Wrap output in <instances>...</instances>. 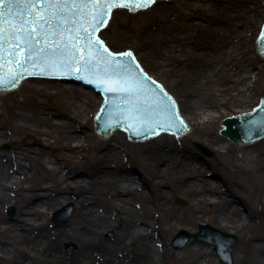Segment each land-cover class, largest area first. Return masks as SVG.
I'll return each mask as SVG.
<instances>
[{
    "label": "bare ground",
    "instance_id": "bare-ground-1",
    "mask_svg": "<svg viewBox=\"0 0 264 264\" xmlns=\"http://www.w3.org/2000/svg\"><path fill=\"white\" fill-rule=\"evenodd\" d=\"M167 1L156 0L154 5L158 15L157 21L160 23H165L172 15ZM261 1L264 3V0ZM243 4L245 3L236 2L229 5L234 11L244 13L245 16L236 15L237 18L229 19L227 25H246L252 14L250 13L248 17L247 7ZM211 9L212 7L203 4L194 7L193 11H188L189 15H201L203 20L195 22L192 20L193 17H188L191 18L190 23L185 27L171 25L168 27L171 32L167 35L163 33V27L146 30L143 45L146 51L150 52V56L156 58L159 56L161 60L157 59V61L168 66L179 80L186 83V91L190 97H193L195 92L202 91L204 85H211L208 87L205 101L209 107L221 113L220 105L226 102L220 95L229 94L230 98L241 95L246 99L250 96L246 92L253 86L251 82H256L258 78L255 79L256 75L253 74V63L245 57L246 51L237 48L232 40L231 31L228 34L226 31H221L219 21L213 16ZM263 21L264 7L261 25ZM218 33L223 36H218ZM153 46L157 49H152ZM200 61H205L206 64L203 65ZM257 74L260 76L262 72L259 71ZM34 80L49 84L46 79ZM246 80L251 82H244L243 86H239ZM36 94V98L31 99L32 107L23 106L12 110L14 122H0V128L6 127L18 133L14 139V148L6 151L1 146L4 141L3 136L9 132L0 129V204L3 205L0 207V263L164 264L166 243L161 236L164 231L162 220L155 221L153 217L154 211L161 210L168 211L172 216L166 192L158 187L159 192L153 198L154 207H151L145 189L147 187L145 180L129 169L112 167L116 160L119 162L122 160L119 159L117 148L111 143L106 146L105 151L97 154L95 165L87 170L77 173L70 166L63 167L58 160L63 155L60 149L70 151L71 154H66V159L73 156L74 146L82 145L73 146L72 142L79 139L82 133L67 120L61 119L53 123L55 111L39 106L41 103L37 97L50 94L63 98L67 94L68 100L61 102L63 107H70L69 105L77 107L80 104L84 106L89 101L90 93L74 84H67L64 88H55L49 92L46 87L41 88ZM82 96L86 97V100L82 99ZM102 100L103 97L99 102ZM194 104L197 115L207 114L204 123L216 119V115L206 113L208 109H205L202 103L195 101ZM227 116H232V113ZM189 125L183 136L173 135L180 139L186 138L192 130V123ZM223 127L222 125L221 131ZM28 130L36 134L33 141H23L17 137ZM165 134L166 132H161L157 137ZM44 135L52 137V141L46 142L43 139ZM211 137L216 142L222 141L218 136ZM56 142L57 145H54ZM47 147H50L52 152H56L57 160L51 158ZM205 147L207 151L204 152L209 153V148ZM173 148L174 146L170 145L143 150L144 158L153 173L161 175L169 169L180 167L178 164L180 155ZM163 162L165 165L161 167ZM72 163L77 162L74 160ZM82 173L84 176L80 175ZM201 175L198 167L188 166H184L178 175L185 186L184 192L196 200V203L191 204L189 208L190 219L193 220L196 213L203 210L202 203L211 202L210 196L217 194L219 200L217 203L213 202L211 211L221 206L216 211L217 219L226 226L234 228L241 226V230L244 231L249 224L246 226V219L238 208H231L230 195L233 193L218 190L207 179L199 180ZM38 189H46L45 197L38 198L42 194ZM68 202L74 203L75 208L73 209V204H70L68 208L58 210L54 220H63L66 217L62 221L66 222L52 228L49 222V210L54 211ZM8 204L17 206L18 219H9L2 210ZM13 213L14 211L11 212ZM165 222L171 225V217ZM171 227L169 226L170 229ZM107 230L114 231L112 240L106 237ZM208 235L210 242L222 238L215 232ZM69 239H75L79 244L78 250L72 255L62 249L63 240ZM182 255L190 259L188 264H213L209 251L202 245L188 246ZM219 259L222 263L220 257ZM239 259L240 264H264V242L248 237L246 248L242 250Z\"/></svg>",
    "mask_w": 264,
    "mask_h": 264
},
{
    "label": "rangeland",
    "instance_id": "rangeland-1",
    "mask_svg": "<svg viewBox=\"0 0 264 264\" xmlns=\"http://www.w3.org/2000/svg\"><path fill=\"white\" fill-rule=\"evenodd\" d=\"M236 2L241 4L245 3L243 6L247 7L248 17L250 13L252 14V17L250 16L249 21L244 26H238L237 24L230 26L226 24L229 19L235 20L237 18L236 15L245 16L244 13H237L229 6L231 3ZM167 4L172 10V15L167 18L165 23L161 22L162 24L157 21L158 15L155 10V4L137 12L119 8L114 12L115 14L113 13V18L110 20L108 26L101 31L100 35L115 51L132 49L145 70L170 90L178 101L181 114L189 123H192V130L186 138L180 139L173 134L166 133L164 136L157 137L151 141H148L149 139L142 142L132 141L126 132L119 129L112 135L103 138V136L96 132L94 121V117L103 103V100L99 102L102 96L91 88L84 87L81 84L68 83L60 79L52 83L54 81L53 78L44 77L26 78L17 89L3 94L0 93V122H14L12 110L15 108L23 106L32 107L31 99L36 98L38 89L46 87L47 92H49L55 90V88H64L67 84H74L79 88H84L86 92L90 93L89 101L84 106H80V104L77 107L71 105H69L70 107H63L61 102L68 100L69 95L67 94L63 98L61 96H59L60 98L58 96L54 97L50 94L37 97V100L41 103L39 106L55 111L56 114H54L53 123L61 119L67 120L72 122L78 128L79 132L82 133L79 139L72 142L73 146L75 144L82 145L80 147L74 146L75 153L73 156H69L66 159V154L70 155V151L68 149H60L63 153L60 159H58L60 164L65 168L70 166L73 171L80 173L87 170L90 166L95 165L97 154L105 151L109 143L113 144L117 148V154H119V159L122 162L116 160L112 167L129 169L135 175L145 180L147 184L145 189L148 192L147 194L150 199L149 205L151 207H154L155 203L153 198L159 192L157 190L158 187L166 192L170 202L171 212L173 213L172 216L168 211L161 210L154 211L153 217L155 221L162 220V229L165 231H161L163 233H161V236L166 243V258L164 264H188L190 259L184 257L182 253L186 247L198 245H202L209 251L213 264H221L214 245L207 241H201L191 237L188 244L182 248H175L173 245V238L181 229H187L191 233L196 232L199 230L200 223L211 224L223 231L235 234L239 238L233 251V257L234 264H240L239 258L242 250L246 248L248 237L264 242V139L254 143L238 145L221 134V126L224 116L231 113L232 115L233 113H240L244 109L249 110L256 106L264 96V58L257 50V38L260 32L259 30L262 28L261 20L264 3L261 0H249L247 2L243 0H168ZM202 4L212 7L213 16L219 21L218 25L222 32L226 31L227 34L229 31L232 32L231 35L233 36L232 40L234 44L241 51H246L245 57L253 63V74L256 75L255 79L258 78L256 82L246 80L240 83L239 86H243L244 82H251L253 85L246 92V94H250L246 99L241 95H236L235 98H230V95L225 93L220 95L226 102L220 105L221 113L209 107L205 101V97L208 94V87L211 85H204L202 91L195 92V95L190 97L186 91V83L183 80H179V77L168 66L160 64L157 61V59H160L159 56L157 58L150 56V52H147L146 47L143 45L145 42L144 32L146 30L163 27V33L167 35L171 32V29L168 28L171 25H175L176 27L183 25L185 27L186 24L190 23L192 17V20L195 22H201L203 20L201 15H189L188 11H193L194 7L202 6ZM250 9L253 11L251 12ZM257 27L258 31H256ZM177 31L179 32V30ZM218 36L223 35L218 33ZM152 49L155 50L157 48L153 46ZM201 63L203 65L206 64L205 61ZM259 71L262 72L260 76L257 74ZM34 79H46L49 81V84ZM81 98L86 100L84 96ZM195 101L202 103L204 108L208 109L206 113L209 112L212 115H216V119L212 122L204 123L205 115L207 114H196L197 108L194 104ZM0 129L9 132L6 136H3L4 141L1 148L6 151L13 149L15 146L14 139L18 133L6 127ZM22 133L17 136L20 140L33 141L36 138V134L32 130ZM211 136H218L222 141L216 142ZM43 139L46 142L52 141V137L46 135L43 136ZM196 142H201L207 146L210 152L205 153L196 145ZM54 145H57V142ZM170 145H173L176 153L180 155L178 162L180 167L169 169L161 175L153 173L148 161L144 158L143 150L162 146L167 147ZM47 149L50 151L51 158L57 160L56 152H52L50 147H47ZM74 160L77 163H72ZM164 165L163 162L160 166L163 167ZM184 166L198 167L202 173L199 180L203 178L207 179L218 190H227L228 193H233V195H230L231 208H238L241 215L246 219V226L249 224L244 231L241 230V226L237 228L226 226L224 222L217 219L216 211L221 206L211 211V207L214 205L213 202L217 203L219 200L217 194L210 196L211 202L202 203L203 210L197 212L193 220L190 219L191 212L189 208L191 204L196 203V200L184 192L185 186L178 178ZM80 175L84 176L83 173ZM38 191L42 193L38 198L45 197L44 193L46 189H38ZM181 201L185 203L182 204ZM70 204H73L72 208L74 209L75 204L68 202L59 206L54 211L49 210V222L52 228L66 222L56 223L54 221V215L58 210L64 207L68 208ZM219 204L223 205V203ZM0 207H3V205L0 204ZM11 208H14L13 214L10 213ZM2 210H4L9 219H18L16 205L8 204ZM168 217H171V225L165 222ZM169 226H172L171 229ZM105 235L108 240H112L114 238V231L107 230ZM73 245L75 248L70 249ZM78 248L79 244L75 239L63 240L62 242V249L69 255L75 253ZM204 263H206L205 260Z\"/></svg>",
    "mask_w": 264,
    "mask_h": 264
},
{
    "label": "water",
    "instance_id": "water-1",
    "mask_svg": "<svg viewBox=\"0 0 264 264\" xmlns=\"http://www.w3.org/2000/svg\"><path fill=\"white\" fill-rule=\"evenodd\" d=\"M75 2L77 4H83L86 3L87 0H75ZM109 2L122 3L125 2V0H109ZM152 3H150L149 6ZM8 7L11 8V13L0 18V28L9 29L8 21L19 24L22 19H31V17L27 16L26 0H17V2H14ZM115 8L117 7L111 9L110 14L107 16L106 23ZM129 8L133 10L138 9L133 7ZM3 11L7 12L8 8H4ZM91 12L92 9L90 8H84L82 13L78 9L72 11L66 10L63 15L68 21L67 24H61L59 20H55L51 22V28L45 26V28L39 29L40 36L37 37V39L41 42L39 44L33 43L32 50L28 53L32 56V60L24 63L22 67L16 65L15 62L18 58L17 54L12 50L9 44L5 42L4 47L0 48V79H9L10 83L0 84V90H11L17 87L23 78L30 75L50 77L53 78L54 81H56L55 78H61L78 83L82 82L88 87L94 88L97 92L102 93L105 97L102 108L95 117L99 133L110 135L115 129L122 128L127 130L130 137L134 140H143L153 137L162 131H170L183 136V133L188 129V123L180 115L179 106L175 98L165 89L161 82L151 77L145 71L131 50L123 49L126 51L115 52L105 44L99 37V32L106 23L103 26H97L94 30L90 27ZM81 28L87 29V32L81 30L77 33L76 29ZM53 31L56 32V35L52 34ZM61 33H64V35H61ZM89 33L103 41V46L116 57V60H112L107 53H103L102 50H99V45H96L92 50L100 57V59L93 62L99 65L97 68L89 71L68 72L61 64L60 71L58 72L49 71L47 69L45 63L46 59H55L58 61L63 59V57L59 55L55 57L50 55V48L53 42L60 44L63 49V45L69 43L68 37H72L74 38V42L82 44L83 47ZM6 34L10 35V29ZM45 34H47V37H45ZM262 37H264V25L258 39L259 50L264 54V39H262ZM24 38L27 39L26 36ZM45 38H47V45L44 43ZM42 47L45 48V52L38 54L37 50ZM70 50L71 49L67 50L65 55H67ZM10 52L12 53L11 55H9ZM126 52H131L132 57L120 55ZM103 61H109L112 64L118 61L121 64L128 65L130 72H122L119 76L110 73L109 76H106ZM33 65H36V67H33ZM77 67L82 68L83 65H73L74 69ZM41 68L45 70L41 71ZM12 72L18 73L15 80H11L10 73ZM109 77L113 80H120L122 83L127 80L129 84L136 87L138 90L131 93H109L105 90L106 85L100 83L101 80L109 79ZM234 114L237 113H233V115ZM233 115L224 116V120L222 119V124L225 126L222 130L224 136L229 137L235 142H256V140L260 141L264 139V97L252 111L244 110L242 113ZM180 121H183V123L181 124ZM196 145L203 149V151H207V148L201 143L197 142ZM13 211L14 209L12 208L11 212ZM65 218L63 220L55 219V221L59 223L64 221ZM214 232L220 234L222 237L220 240L211 241L216 245V251L222 260V264H234L233 249L238 242V237L213 227L210 224H200V230L196 233H190L184 229L181 230L174 238L173 243L175 247L181 248L188 242L191 236L200 240H209L210 237L207 234ZM73 248H75V246H71V249Z\"/></svg>",
    "mask_w": 264,
    "mask_h": 264
},
{
    "label": "snow or ice",
    "instance_id": "snow-or-ice-1",
    "mask_svg": "<svg viewBox=\"0 0 264 264\" xmlns=\"http://www.w3.org/2000/svg\"><path fill=\"white\" fill-rule=\"evenodd\" d=\"M14 2H17V0H0V18L11 13V8L8 6L12 5ZM152 2H154V0H125V2L122 3H110L109 0H87L86 3L77 4L75 0H26L27 16L31 17V19H22L19 24L8 21L10 35L6 34L9 32V29L0 28V48L4 47V43L7 42L17 54L18 58L15 62L16 65L22 67L24 63L32 60V56L28 53L32 50L33 43L39 44L41 42L37 39V37L40 36L39 29L45 28V26L51 28V22L55 20H59L61 24H67L68 21L63 15L66 10L72 11L78 9L82 13L84 8L92 9L90 27L95 30L97 26H103L106 23L107 16L110 14L113 7L141 8L149 6ZM6 7L8 11L4 12L3 9ZM81 30L87 32L85 28L76 29L77 33ZM52 34L56 35V32L53 31ZM61 35H64V33H61ZM25 36L27 39L24 38ZM45 37H47V34H45ZM262 39H264V37H262ZM68 40L69 43L64 44L63 49L60 44L55 42L51 45L50 55L53 57L59 55L63 57V59L60 61L46 59L45 63L49 71H60L61 64L68 72L89 71L97 68L99 65L93 62L100 59V57L92 50L96 45H99V50H102L103 53H107L112 60H116V57L103 46V41L94 37L91 33L88 34L87 41L83 47L82 44L74 42V38L72 37H68ZM44 43L47 45V38H45ZM69 49L71 50L65 55V52ZM37 51L38 54L44 53L45 48H39ZM11 54L10 52L9 55ZM120 55L132 57L131 52L121 53ZM103 63L106 76H109L110 73L119 76L122 72H130L128 65L121 64L118 61L115 64L109 61H103ZM73 65H83V67L74 69ZM33 67H36V65H33ZM40 70L44 71L45 69L41 68ZM16 75H18L16 72L10 73L11 80H15ZM8 83H10L9 79H0V84ZM100 83L106 85L105 90L109 93H131L138 90L136 87L129 84L127 80L122 83L120 80H113L109 77V79L101 80ZM180 123L182 124L183 121H180Z\"/></svg>",
    "mask_w": 264,
    "mask_h": 264
}]
</instances>
